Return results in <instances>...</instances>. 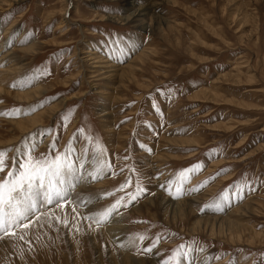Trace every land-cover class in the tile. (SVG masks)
Instances as JSON below:
<instances>
[{"label": "rangeland", "instance_id": "374dc122", "mask_svg": "<svg viewBox=\"0 0 264 264\" xmlns=\"http://www.w3.org/2000/svg\"><path fill=\"white\" fill-rule=\"evenodd\" d=\"M150 5L154 17L142 23L129 15L126 0L0 5V42L19 68L0 75L6 88L0 93V149L11 150L8 167L17 147L23 152L35 145L34 159L67 146L83 156L85 137L89 153L99 143L111 163L89 184L90 212L73 198L63 208L39 207L29 229L17 230L24 240H0V264H164L181 245L194 250V264H264V0ZM30 45L35 51L22 50ZM85 48L118 65L119 73L103 79L83 68ZM36 73L41 75L33 81ZM38 86L40 95L26 102L12 94ZM36 116L38 124L27 121ZM44 130L48 134L40 135ZM93 164L89 158L91 171ZM198 164L178 194L181 172ZM129 176L131 186L117 191ZM137 181L147 192L128 204L126 193L135 192ZM230 186L243 187L242 198L203 208ZM108 192L113 195L101 198ZM121 197L126 206L117 214L127 254L106 235L108 221L95 226L83 219ZM188 198L192 203L178 214L171 202ZM211 214H228L235 224L211 231L204 219Z\"/></svg>", "mask_w": 264, "mask_h": 264}, {"label": "snow or ice", "instance_id": "6c2138e0", "mask_svg": "<svg viewBox=\"0 0 264 264\" xmlns=\"http://www.w3.org/2000/svg\"><path fill=\"white\" fill-rule=\"evenodd\" d=\"M11 46V37L8 41ZM113 43H119V38H116ZM123 51V50H121ZM41 73L33 75L32 80L39 78ZM30 83V82H29ZM15 86V85H14ZM16 114H27L20 110H16ZM67 119V117H65ZM82 131V130H81ZM48 134V130H44L40 135ZM33 134H29L31 136ZM88 145L85 147L83 156H78V149L74 146H67L63 151L56 155L41 157L34 159L32 152L35 150V145L26 148L23 152L20 148H16V154L11 157V167H8V152L10 149H0V173H4L8 168L6 175L0 179V240L5 238L16 237L20 240H24V235L20 234V231L29 229L33 223L32 218L36 216L39 207L44 205L58 206L63 208L65 204H71L72 194L76 191L77 187L85 183L87 180H97L101 178L105 168H111V163L107 162L104 158V149L99 143L89 153V147L91 140L89 137H85ZM52 150L55 152V142L52 144ZM91 158L95 168L93 172L88 171V160ZM201 165H195L189 169H185L181 172L180 185L176 188V192L179 194L182 192V186L184 182L195 173ZM123 171V170H121ZM130 171L135 172L133 168ZM219 175V173H217ZM208 181L203 182L200 186H205ZM132 184L131 176L119 186L117 191H122ZM163 187V185H162ZM232 191L225 189L220 195L213 201L212 204H205L203 208L215 207L221 208L222 204L231 202L232 199L242 198L244 191L243 187L230 186ZM193 191H199V187L194 188ZM147 192V188L141 187L139 181L136 183L135 192L126 193L128 204L134 202L137 198L144 195ZM171 194V188H169ZM113 195L112 192L104 193L101 198ZM125 197L113 202L107 208L98 211L94 214L83 217L85 220L94 221L97 226L105 223L113 214L118 213L120 207L124 205ZM76 203L81 207H87L92 203L91 199H84L79 194L76 196ZM202 208V210H203ZM73 212L76 211L73 207ZM78 215V213H77ZM39 220V217H36ZM59 222V217L56 218ZM67 226V220L63 221ZM20 230V231H17ZM78 230V229H77ZM143 241V237H139ZM130 244H134V240L129 241ZM123 246V245H121ZM155 247V242L148 248L144 249L145 252H151ZM194 251L186 245H181L177 249V254L173 259H166L164 264H180L181 259L185 261V264H194L193 258H191V252Z\"/></svg>", "mask_w": 264, "mask_h": 264}, {"label": "bare ground", "instance_id": "6f19581e", "mask_svg": "<svg viewBox=\"0 0 264 264\" xmlns=\"http://www.w3.org/2000/svg\"><path fill=\"white\" fill-rule=\"evenodd\" d=\"M139 1H142L144 4L139 5L138 4ZM13 2H17V0H10L9 3L6 0H0V5L2 4V5L11 6L13 4ZM126 2H127L128 6H129V8L132 9V11H131V13L129 15L130 16H136L137 19L139 18V20H140L141 23H142L144 17H146L147 15H149L152 18L154 17L153 15H151L152 5H150V0H126ZM14 4H16V3H14ZM130 16H128V17H130ZM113 18L119 19V18H122V17L116 15ZM140 25H142V24H140ZM61 26H63V23H61L60 27ZM140 27H141V29H144V26L143 25L140 26ZM3 45L4 44L0 42V75L1 74L2 75H9L13 71L19 70V68L16 66L17 64L15 63V59L14 58L13 59H10L11 53L4 51ZM33 49H35V45H30L28 48H25V49H22V50L27 52V51H30V50L32 51ZM33 51H35V50H33ZM81 53L83 55L79 59L83 63V68L87 67V68L91 69L90 72L92 74H94V75H95V73H97V75H101V78L107 79V78H110L111 77V74L113 72L114 73L115 72H118L119 73V71H120V68H119L118 65L113 64V62L110 63V61L106 62V60H104V57H102V55H98V53L96 51L92 50V49L85 48L84 50L81 51ZM102 60H104V61H102ZM5 90H6V88H4L3 82L0 80V93L1 92H4ZM41 90H42V88H41ZM41 90H40V87L38 86V87L30 90L32 92H30V91H27V92L25 91V93L24 92H17V93L14 92L12 94L14 95V97L16 98L17 101H19V102H23V101L26 102L27 100L28 101L31 100L33 98V96H36L37 97L38 95H40ZM97 92L100 93L101 90L98 89ZM106 114H108V113H106ZM28 118H29V116H28ZM23 121L24 120L18 121V128H21ZM27 121L30 122L31 124H34V122L38 124L40 122V117L36 116L35 118L27 119ZM94 168H95V165L93 164L92 171H91V169H88V171L89 172H93ZM93 181L94 180L89 179L85 183H83L82 185H80V186L77 187L76 191L72 194V198H73V200L75 202H76V196H77V194H79L82 198L86 199V194H87L86 191H87V189L91 188L89 184H91ZM87 199H89V198H87ZM91 200H92V203L91 204H89L87 207H83L84 208L83 209L84 212H87V211H89L90 209L93 208V205H94L93 199H91ZM161 201H163V204L164 205H169V202H170V201H168L165 198H162ZM187 203H192V198H188L186 200H176L174 202H171V204L173 206V209L174 210H177L179 212L178 214H182L183 213V211L185 210V206H187ZM121 218H122L121 215H119V214H113L112 218L110 217L109 220H108V222H109L108 225L109 226H107V227L104 228V231L107 233V234L106 233L105 234L108 236V238L112 239L116 245L117 244L118 245H122V243H123L122 242L123 241L122 238H120V234H122V232L124 230L123 229V225L120 223L121 222ZM204 219L209 220V222L211 223V226H210V230L211 231L213 230V228H215V226L216 227H220L223 223H227L228 226H230L231 224H235L233 222V220L230 219V216H228V214L225 215V216H223V217L222 216H217V215H213L212 216V214H211V216L208 215ZM197 224L199 225L198 222H197ZM104 225L105 224H102V226H104ZM211 234H213V232H211ZM124 246H128L126 244V242L123 244V246H119L118 251L119 252H123L124 251V253L127 254L129 252V249L130 248L129 247H126L125 248ZM144 261L146 263L148 261L150 262V263H147V264H155V263H152L149 259L148 260H144ZM182 261L184 262L183 259H182ZM121 262H123V261H121ZM127 262H129V261H127ZM130 264H133V263L131 262Z\"/></svg>", "mask_w": 264, "mask_h": 264}]
</instances>
